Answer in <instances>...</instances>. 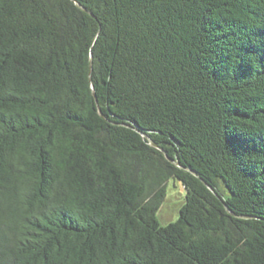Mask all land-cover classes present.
Listing matches in <instances>:
<instances>
[{"label": "trees", "instance_id": "obj_1", "mask_svg": "<svg viewBox=\"0 0 264 264\" xmlns=\"http://www.w3.org/2000/svg\"><path fill=\"white\" fill-rule=\"evenodd\" d=\"M0 264H264V0H0Z\"/></svg>", "mask_w": 264, "mask_h": 264}, {"label": "rangeland", "instance_id": "obj_2", "mask_svg": "<svg viewBox=\"0 0 264 264\" xmlns=\"http://www.w3.org/2000/svg\"><path fill=\"white\" fill-rule=\"evenodd\" d=\"M185 197L186 190L183 184L177 179L170 178L166 187L165 199L158 211V219L162 224H167L178 218Z\"/></svg>", "mask_w": 264, "mask_h": 264}, {"label": "water", "instance_id": "obj_3", "mask_svg": "<svg viewBox=\"0 0 264 264\" xmlns=\"http://www.w3.org/2000/svg\"><path fill=\"white\" fill-rule=\"evenodd\" d=\"M79 5H80V3L79 2H77ZM81 6V5H80ZM90 67H91V64H90ZM152 144H154L155 145V143H152ZM176 164L177 165H180L178 162H176ZM194 174H197L195 171H193V170H191ZM243 217H251V216H243Z\"/></svg>", "mask_w": 264, "mask_h": 264}]
</instances>
